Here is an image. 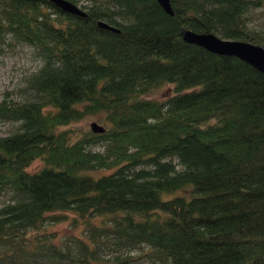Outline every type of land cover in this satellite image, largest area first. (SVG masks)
Returning <instances> with one entry per match:
<instances>
[{
	"label": "trees",
	"instance_id": "obj_1",
	"mask_svg": "<svg viewBox=\"0 0 264 264\" xmlns=\"http://www.w3.org/2000/svg\"><path fill=\"white\" fill-rule=\"evenodd\" d=\"M68 1L0 0V52L41 61L0 99V264H264V73L183 39L264 47V0Z\"/></svg>",
	"mask_w": 264,
	"mask_h": 264
},
{
	"label": "rangeland",
	"instance_id": "obj_2",
	"mask_svg": "<svg viewBox=\"0 0 264 264\" xmlns=\"http://www.w3.org/2000/svg\"><path fill=\"white\" fill-rule=\"evenodd\" d=\"M81 8V5L78 4ZM82 9V8H81ZM83 10V9H82ZM9 43V44H8ZM41 64L40 59L35 56L34 48L24 44H10L9 41L2 45L0 52V99L9 93L11 99L19 101L23 99V96L19 93V89L23 87L24 80L33 73ZM171 92V88L163 86L156 89L151 97L161 99ZM92 122L98 123L100 126H106V123L98 115H87L78 123L74 124L76 128L80 129L78 132H84L90 129ZM18 123L13 121H0V137L5 136L18 128ZM62 127L61 129H63ZM41 163L34 161L31 164V168L35 169L39 167ZM180 167V166H179ZM10 194H3L0 196V203L7 201ZM52 229L56 231L58 235L65 236L69 233H78V228H71V225L67 222L58 223L52 226ZM107 264V263H104ZM127 264H152L147 259L140 258Z\"/></svg>",
	"mask_w": 264,
	"mask_h": 264
},
{
	"label": "water",
	"instance_id": "obj_3",
	"mask_svg": "<svg viewBox=\"0 0 264 264\" xmlns=\"http://www.w3.org/2000/svg\"><path fill=\"white\" fill-rule=\"evenodd\" d=\"M49 1L67 14L86 15L84 10L68 0ZM157 2L166 13L173 15L170 0H157ZM97 24L101 28L118 31L104 21L100 20ZM183 39L187 43L198 45L215 54L235 56L264 73V47L262 46L240 40L223 39L212 33H196L193 31H186ZM90 128L94 133H102L105 130L96 122H92Z\"/></svg>",
	"mask_w": 264,
	"mask_h": 264
}]
</instances>
